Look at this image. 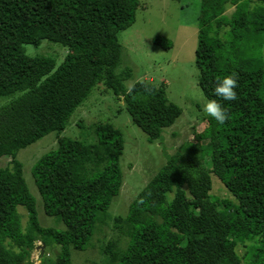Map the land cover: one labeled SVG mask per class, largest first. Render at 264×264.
<instances>
[{
    "label": "trees",
    "instance_id": "16d2710c",
    "mask_svg": "<svg viewBox=\"0 0 264 264\" xmlns=\"http://www.w3.org/2000/svg\"><path fill=\"white\" fill-rule=\"evenodd\" d=\"M202 0L197 19L199 85L228 111L219 125L169 155L167 163L116 219L119 238L104 249L103 264H245L239 243L258 240L253 261L264 264V58L256 53L264 34V0ZM228 6L234 11L227 15ZM139 0H0V264H36L32 253L46 246L40 264H74L73 251L93 244L123 186L124 137L112 123L94 126L96 142L63 137L69 118L104 82L122 97L133 122L150 142L182 115L165 83L137 81L116 73L119 33L136 20ZM49 40L68 48L65 61L26 54L24 45ZM154 43L172 48L166 38ZM259 50V49H258ZM236 74L237 99L213 95L217 79ZM57 148L33 167L44 211L65 229L43 226L24 178L18 153L50 133ZM208 141L206 146H202ZM212 167L202 162L204 150ZM205 151V152H207ZM212 175L237 199L212 200ZM25 208L24 227L18 208ZM125 242V243H124ZM124 243V245H122ZM59 247L55 258L47 250Z\"/></svg>",
    "mask_w": 264,
    "mask_h": 264
},
{
    "label": "rangeland",
    "instance_id": "374dc122",
    "mask_svg": "<svg viewBox=\"0 0 264 264\" xmlns=\"http://www.w3.org/2000/svg\"><path fill=\"white\" fill-rule=\"evenodd\" d=\"M139 1L140 7L135 22L118 36L123 51L116 73L121 75L127 69L132 70V76L124 80L127 89L137 81L165 83L168 99L182 109V115L171 127L164 130L160 140L150 142L147 134L133 122L123 98L116 96L104 82H101L69 118L66 129L62 132L63 137L92 144L97 140L95 124L109 122L121 130L125 142L124 154L120 160L123 172L122 189L111 204L106 224L100 226L96 232L92 246L85 251L72 252L74 264H103L104 249L111 241L119 238L116 219L128 214L131 203L167 163L169 155L191 143L196 134H201L212 127V118L202 110L203 104L209 99L199 85L200 69L196 63L197 19L202 0ZM257 2L252 0L251 3L253 5ZM233 11L234 8L228 6L226 14L231 15ZM157 36L170 41L172 48L165 49L155 44L154 38ZM258 43L256 53H261L264 58V34ZM24 50L31 57L44 55L56 59V69L65 61L69 52L67 47L49 40H41L36 45H24ZM14 98L0 97V105L7 104ZM207 142L205 141L202 146H206ZM56 148L57 133L54 132L21 150L17 157L24 165V178L36 200L40 223L45 227L64 230L65 227L58 218L45 213L43 199L33 177L36 162ZM203 150L202 162L211 168L210 153L206 148ZM11 161L12 157H2L0 167L10 166ZM212 181V200H227L235 205L238 203L215 175H212ZM18 210L25 227L28 223L27 212L22 206ZM258 244V240L239 243L237 252L245 264H255L252 256ZM41 245L37 244L40 248ZM44 252L36 248L32 253V260L36 264L40 263V257ZM58 252L59 247L49 248L47 256L55 258Z\"/></svg>",
    "mask_w": 264,
    "mask_h": 264
},
{
    "label": "clouds",
    "instance_id": "9594fccd",
    "mask_svg": "<svg viewBox=\"0 0 264 264\" xmlns=\"http://www.w3.org/2000/svg\"><path fill=\"white\" fill-rule=\"evenodd\" d=\"M238 78L236 74H228L217 79L213 88V95L220 100L231 102L237 99ZM203 112L222 125L228 119V111L216 99H209L203 104Z\"/></svg>",
    "mask_w": 264,
    "mask_h": 264
},
{
    "label": "water",
    "instance_id": "95a60500",
    "mask_svg": "<svg viewBox=\"0 0 264 264\" xmlns=\"http://www.w3.org/2000/svg\"><path fill=\"white\" fill-rule=\"evenodd\" d=\"M45 248H46L45 245H42V246H41V250H42V252H44Z\"/></svg>",
    "mask_w": 264,
    "mask_h": 264
},
{
    "label": "built area",
    "instance_id": "2783aa9c",
    "mask_svg": "<svg viewBox=\"0 0 264 264\" xmlns=\"http://www.w3.org/2000/svg\"><path fill=\"white\" fill-rule=\"evenodd\" d=\"M39 244H42V243H38V246H39ZM38 246H36V248H37V249H38V248H39V249H41V248H40V247H38ZM41 246H42V245H41ZM36 248H35V249H36ZM38 264H40V263H38Z\"/></svg>",
    "mask_w": 264,
    "mask_h": 264
}]
</instances>
